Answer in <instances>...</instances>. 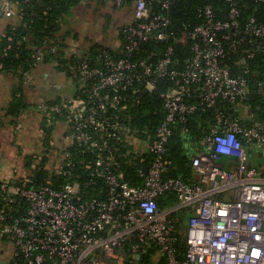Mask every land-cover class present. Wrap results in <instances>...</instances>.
Here are the masks:
<instances>
[{
	"label": "built area",
	"instance_id": "obj_1",
	"mask_svg": "<svg viewBox=\"0 0 264 264\" xmlns=\"http://www.w3.org/2000/svg\"><path fill=\"white\" fill-rule=\"evenodd\" d=\"M173 1L134 0L127 56L149 40L170 39L169 17L152 8L167 10ZM222 1L224 17L206 5L180 37L191 53L180 70L172 68L171 47L154 67L107 55L96 67L80 59L71 72L82 94L37 107L48 124L63 117L70 134L50 162L59 181L35 185L26 174L0 183V237L12 246L11 264H264V119L256 113L260 108L264 117V105L251 103L254 96L264 103V0ZM15 4L0 0V15L14 19ZM54 53L36 48L33 60ZM157 79L174 86L161 95L165 117L145 144L152 161L136 187L124 180L116 155L129 138L119 116L122 94L136 85L152 91ZM207 108L214 125L191 159L197 182L165 178L169 124ZM73 145L80 159L69 151ZM77 164L90 175L83 184L73 180ZM166 193L177 204L163 210L157 200ZM185 210L191 216L180 259L177 225Z\"/></svg>",
	"mask_w": 264,
	"mask_h": 264
},
{
	"label": "trees",
	"instance_id": "obj_2",
	"mask_svg": "<svg viewBox=\"0 0 264 264\" xmlns=\"http://www.w3.org/2000/svg\"><path fill=\"white\" fill-rule=\"evenodd\" d=\"M127 1L134 3V0ZM81 2L82 0H16L15 20L6 26L3 35L0 37V74L11 76L14 81L11 87V101L6 111L7 115L18 118L27 109V105L24 103L23 87L28 81L31 69L36 64L33 60L36 48H54L56 53L45 55L43 60L54 62L57 70L65 73L71 79L72 68L78 65L80 59L96 67L102 66L103 56L107 55L115 60L127 58L131 61H144L154 67L169 47L173 49L172 68L180 70L185 60L191 55L190 43L181 44L180 37L186 29L190 30L191 27L200 22L197 19V11L206 5H211L218 17L225 16L222 0H177L173 1L167 10L155 3L152 14L166 15L170 19L168 31L171 37L169 40H149L141 44L138 51L127 56L125 53L127 46L126 26L119 31L121 45L116 52L103 46H95L89 49L87 53L79 54V57L70 59L66 57L68 49L66 40L69 33L64 32L63 27L68 23L73 11ZM72 80L76 87H79L81 82L76 79ZM173 86V82L169 79H157L152 91L146 90L143 85H136L134 93L130 90L122 94L126 98V108L119 116L121 122L129 130L128 139L136 140L137 143L144 145L147 144L149 137L155 134L165 117L161 95L171 92ZM80 94H82L81 91L77 90L74 97ZM259 98L254 96L251 103L259 104L262 107L264 103L258 100ZM49 104H53V102ZM213 113L214 111L208 108L198 110L187 115L183 121L177 117L169 124L171 135L165 146L164 158L168 162L165 178L179 179L187 184L197 182V177L191 167V159L197 153L195 149L201 147L203 138L209 134L214 125ZM256 113L259 118L264 119L262 114ZM60 121L64 122V118L54 116V122ZM43 144L45 150L40 159H36L34 156L30 157L25 169L28 178L35 185H42L47 180L59 181L52 173L53 166H50V162L53 163L55 159L51 158L49 154L48 134H46ZM133 144L129 146L124 141L118 146L116 155L124 180L132 186L142 187L145 175L143 168L151 163L152 156L149 155L146 147L142 154L138 153L135 150L137 144ZM69 151L75 159H80V149L77 145H73ZM134 151L137 153L135 154ZM32 166L35 168L32 169ZM74 174L78 177L73 180L80 184L87 182L90 177L89 172L83 170L80 164L75 166ZM85 193L87 197L96 194L92 190H87ZM157 202L159 207L164 210L175 206L177 198L174 193H166ZM190 216V212L180 211V221L177 225L178 241L176 243V256L180 259L183 258L186 251L184 231ZM150 256L148 255V257Z\"/></svg>",
	"mask_w": 264,
	"mask_h": 264
},
{
	"label": "crops",
	"instance_id": "obj_3",
	"mask_svg": "<svg viewBox=\"0 0 264 264\" xmlns=\"http://www.w3.org/2000/svg\"><path fill=\"white\" fill-rule=\"evenodd\" d=\"M14 20L0 15V37ZM132 22L133 2L123 0L117 5L115 0H82L63 27L69 33L66 57H79L95 46L116 52L121 45L119 31ZM13 82L11 76L0 74V182L27 174L24 157L42 155L46 134L51 158L56 159L59 150L68 145L69 126L62 121L48 124L37 107L73 98L78 90L75 82L58 71L54 62L40 61L31 69L23 87L27 109L13 118L6 114ZM35 141L41 142V146L36 147Z\"/></svg>",
	"mask_w": 264,
	"mask_h": 264
},
{
	"label": "rangeland",
	"instance_id": "obj_4",
	"mask_svg": "<svg viewBox=\"0 0 264 264\" xmlns=\"http://www.w3.org/2000/svg\"><path fill=\"white\" fill-rule=\"evenodd\" d=\"M258 116V115H257ZM126 143L129 146L134 145L133 140L127 139ZM37 146H41V142H36L34 143ZM145 149V145L141 144V143H137V146H135V150L142 154L143 150ZM136 151L135 154L137 153ZM32 154L29 155H25L24 160H23V167L26 169L27 167V161L30 157H32ZM251 162L253 164H256L257 162H259V159H255V158H251ZM12 254H13V250H12V246L5 240L2 239L0 237V264H11V259H12Z\"/></svg>",
	"mask_w": 264,
	"mask_h": 264
},
{
	"label": "water",
	"instance_id": "obj_5",
	"mask_svg": "<svg viewBox=\"0 0 264 264\" xmlns=\"http://www.w3.org/2000/svg\"><path fill=\"white\" fill-rule=\"evenodd\" d=\"M256 111L259 112V111H260V108H256ZM263 115H264V112H263ZM143 172H144V174H146V172H147V167H144V168H143Z\"/></svg>",
	"mask_w": 264,
	"mask_h": 264
}]
</instances>
